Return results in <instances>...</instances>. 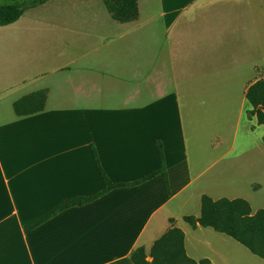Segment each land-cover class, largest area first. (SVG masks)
Returning a JSON list of instances; mask_svg holds the SVG:
<instances>
[{
	"label": "crops",
	"instance_id": "obj_1",
	"mask_svg": "<svg viewBox=\"0 0 264 264\" xmlns=\"http://www.w3.org/2000/svg\"><path fill=\"white\" fill-rule=\"evenodd\" d=\"M137 4L126 24L97 0H54L0 27V264H132L136 249L148 252L172 227L202 261L178 222L200 210L208 195L188 189L234 138L200 127L226 115L238 123L248 87L264 79V0ZM41 90L42 112L9 111ZM158 146L168 192L157 175L27 229L60 203L100 192L99 169L112 184L158 171Z\"/></svg>",
	"mask_w": 264,
	"mask_h": 264
},
{
	"label": "trees",
	"instance_id": "obj_2",
	"mask_svg": "<svg viewBox=\"0 0 264 264\" xmlns=\"http://www.w3.org/2000/svg\"><path fill=\"white\" fill-rule=\"evenodd\" d=\"M50 1L54 0H0V27L14 24L28 10L36 9ZM100 1L114 22L131 23L138 17L137 0ZM256 73L259 76V70ZM245 97L251 107L247 113L248 117H254L258 126H264V79H258L251 84ZM46 98V90L32 93L16 101L13 104V112L16 117H27L40 113L44 110ZM157 154L161 168L136 183L112 184L99 169L104 184L100 192L89 197L73 198L60 203L51 212L32 222L27 229L38 227L64 210L91 203L114 189L137 186L157 175H162L164 178L168 192V181L160 146L157 147ZM183 221L192 230L209 228L217 234L232 239L264 262V208L252 214L249 203L243 199L228 200L223 198L214 201L204 195L200 200L199 217L187 216L183 218ZM130 260L132 264H209L207 259L196 262L186 254L185 235L175 227L170 228L156 240L148 252L143 248L136 249L131 254Z\"/></svg>",
	"mask_w": 264,
	"mask_h": 264
},
{
	"label": "rangeland",
	"instance_id": "obj_3",
	"mask_svg": "<svg viewBox=\"0 0 264 264\" xmlns=\"http://www.w3.org/2000/svg\"><path fill=\"white\" fill-rule=\"evenodd\" d=\"M97 1L99 5H103L100 0ZM42 11L28 10L26 13L40 14ZM183 110L185 117L189 119L186 115L191 111ZM249 110L250 106L246 104L238 123L237 117L226 115L201 125L200 128L207 135L210 132H220L224 141L234 138V148L227 154L231 142L225 143L226 146L221 151L223 157L188 191L201 185L200 190L213 199H243L249 203L253 212H257L264 206V128L248 117ZM9 111L13 113L12 109ZM187 212V215L199 216L200 210L199 207L190 208ZM178 226L185 231L187 250L194 258L207 259L214 264H264L244 247L212 229L200 228L194 231L182 221L178 222Z\"/></svg>",
	"mask_w": 264,
	"mask_h": 264
}]
</instances>
